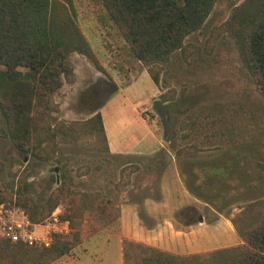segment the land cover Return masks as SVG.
<instances>
[{
    "label": "rangeland",
    "instance_id": "374dc122",
    "mask_svg": "<svg viewBox=\"0 0 264 264\" xmlns=\"http://www.w3.org/2000/svg\"><path fill=\"white\" fill-rule=\"evenodd\" d=\"M61 1L85 35L93 57L70 53L75 79L54 93L57 108L50 122L55 135L42 144L47 157L25 155L9 137L0 136V181L14 194L27 179L37 196L64 179L76 190H98L120 202L122 196L137 195L143 180L153 186L156 180L151 176L157 177L168 164L179 200L189 202L187 190L207 203L196 212L187 207L176 211L175 222L194 221L199 211L211 230L208 246L240 243L227 214L264 197V96L240 57L233 24L234 8L244 0H216L204 23L184 38L180 48L166 60L153 62L158 84L149 71L153 63L132 53L100 0ZM155 99L168 109L166 129ZM96 112L112 140L134 128L135 137L160 142L161 148L152 154L110 153ZM213 210L225 217L226 224L222 218L217 221ZM224 226L229 232L215 240L212 235ZM88 231L85 221L79 232L72 228L59 236L74 238ZM91 235L47 264H72L75 255L91 264L103 246V239ZM65 257L66 263L56 262Z\"/></svg>",
    "mask_w": 264,
    "mask_h": 264
},
{
    "label": "trees",
    "instance_id": "16d2710c",
    "mask_svg": "<svg viewBox=\"0 0 264 264\" xmlns=\"http://www.w3.org/2000/svg\"><path fill=\"white\" fill-rule=\"evenodd\" d=\"M215 1L100 0L132 53L149 63L166 60L180 48L184 38L204 23ZM233 16L240 57L264 96V0H244L234 8ZM73 51L93 57L64 2L0 0V136L9 137L25 155L47 157L42 144L55 135L50 122L57 108L54 93L64 82L75 79L70 59ZM155 67L153 63L149 71L158 84ZM95 118L105 137L99 112ZM2 168L0 163V171ZM29 188L25 179L13 194L0 181V201H13L32 221L44 219L61 205V216L75 231L79 232L85 221L90 231L74 238L57 235L49 245L0 238V264H47L69 252L83 237L111 230L118 222L119 206L98 190H76L64 179L46 194L35 196ZM227 215L240 243L175 253L125 237L123 264H264V197L245 202Z\"/></svg>",
    "mask_w": 264,
    "mask_h": 264
},
{
    "label": "crops",
    "instance_id": "0c3cea01",
    "mask_svg": "<svg viewBox=\"0 0 264 264\" xmlns=\"http://www.w3.org/2000/svg\"><path fill=\"white\" fill-rule=\"evenodd\" d=\"M103 122L110 153L126 155L152 154L161 146L160 142H142L144 138L135 137L136 131L134 128L127 136L113 138L112 140L104 119ZM129 136H132L131 140L128 139ZM151 177L152 181L156 180L153 186H147V182L143 180L139 182L137 195H126L125 197L128 198L122 196L124 201L116 202L119 206V218L113 229L91 235V237L98 236V238L103 239V246L92 259L91 264H123L122 243L125 237L143 241L175 253L203 251L226 245L208 246L212 240L211 230L207 229L205 217L199 211L194 221L184 223V225H178L175 222L172 215L176 211L179 210L180 212L187 207L196 212L200 204L205 206L207 203L202 202L187 190L185 192L188 194L189 202L180 201L179 194L175 190L177 181L172 175H169L168 164L166 168L158 173L157 177L155 174ZM181 180L179 179V183H181ZM127 189L129 192L130 188ZM213 211L217 215L215 217L217 221L222 218L225 223V217L216 210ZM231 231L233 234H237L234 230ZM226 232H229V230L224 226L222 231L214 233L212 236L215 240L224 239ZM238 238L240 237L238 236ZM60 260L56 262L66 263L69 259L65 257ZM70 261H72V264H89V260L80 255L73 256Z\"/></svg>",
    "mask_w": 264,
    "mask_h": 264
},
{
    "label": "built area",
    "instance_id": "2783aa9c",
    "mask_svg": "<svg viewBox=\"0 0 264 264\" xmlns=\"http://www.w3.org/2000/svg\"><path fill=\"white\" fill-rule=\"evenodd\" d=\"M62 211V206L57 205L44 219L32 221L21 206L0 201V238L49 245L56 235L72 231L69 220L61 216Z\"/></svg>",
    "mask_w": 264,
    "mask_h": 264
},
{
    "label": "water",
    "instance_id": "95a60500",
    "mask_svg": "<svg viewBox=\"0 0 264 264\" xmlns=\"http://www.w3.org/2000/svg\"><path fill=\"white\" fill-rule=\"evenodd\" d=\"M154 107H155L158 115L162 119L163 125L166 129V112H165V107H164L163 101L161 99H155L154 100Z\"/></svg>",
    "mask_w": 264,
    "mask_h": 264
}]
</instances>
